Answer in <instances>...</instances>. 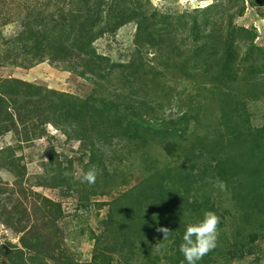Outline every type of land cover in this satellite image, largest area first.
I'll use <instances>...</instances> for the list:
<instances>
[{
    "label": "trees",
    "instance_id": "1",
    "mask_svg": "<svg viewBox=\"0 0 264 264\" xmlns=\"http://www.w3.org/2000/svg\"><path fill=\"white\" fill-rule=\"evenodd\" d=\"M168 3L0 0V67L47 61L89 85L77 94L0 76V138L12 133L17 143L0 145V170L14 177L0 178V264H81L62 244L61 204L24 186L18 151L48 126L78 141L80 159L101 170V183L84 189L81 199L126 186L98 204L107 211L86 264H186L179 252L185 226L205 210L220 217L219 237L198 264H235L249 255L259 261L264 124L252 123L248 102L264 100V46L255 27L236 20L249 7L264 20V0L183 9ZM13 21L16 29L6 36L2 28ZM129 23L135 32L127 60L98 50L97 39ZM172 107L176 112L165 114ZM47 159L39 185L71 190L66 172L73 160L54 148ZM134 160L140 176L129 185ZM159 227L170 234L163 237Z\"/></svg>",
    "mask_w": 264,
    "mask_h": 264
},
{
    "label": "rangeland",
    "instance_id": "2",
    "mask_svg": "<svg viewBox=\"0 0 264 264\" xmlns=\"http://www.w3.org/2000/svg\"><path fill=\"white\" fill-rule=\"evenodd\" d=\"M154 6L164 7L168 5V0H150ZM203 0H175L174 6L183 8H193L196 6L204 5ZM12 13H15L16 8L12 6L9 8ZM10 13V12H7ZM237 23L245 26H253L257 30L256 42L264 46V20L259 17L258 12L254 8H246L243 16L237 18ZM17 26V22L13 21L6 24L2 30L6 36L13 34ZM135 32V25L129 23L121 27L114 36H103L95 41L98 50L110 55L114 60H127L133 49V35ZM1 77H17L38 84H42L51 88L69 91L77 94H85L89 90V85L82 79L74 76L73 74L62 71L61 69L51 65L47 61L39 63L31 68H6L0 67ZM248 110L251 113L252 123L254 125L264 124V100L248 102ZM176 108L166 109L165 114L175 113ZM47 134L42 135L29 143H25L18 151V155L22 156L21 163L25 165L26 175L24 186H30L36 191L50 199L57 201L61 204L63 217L60 221L62 244L67 249L71 257L75 258L81 264L89 262L93 249L92 234L100 232V220L104 217L107 206H99L98 204L103 201H109L112 197L117 195L126 186H118L111 189L108 195L94 194L90 195L87 200L81 199L83 190H90L101 183L98 179L94 184L82 182V170L87 171L89 166H86V157L84 161L80 159L81 152L78 149V141H67L65 137L56 131L51 126H48ZM11 144L17 146L16 140L12 133H6L0 138V145ZM50 148H54L57 154H61V159H72L73 164L70 170H67L66 175L70 178L71 190H67L66 186L61 185L57 187L39 185L41 176L46 174L42 162H46L47 153ZM119 148V147H118ZM120 149V148H119ZM124 151L120 149L117 154L120 156ZM114 151L107 150V155H114ZM125 161H131L127 158ZM126 163V162H124ZM131 163V162H130ZM129 163V164H130ZM97 162L94 163L96 167ZM108 164V163H107ZM113 163L112 165H116ZM132 177L130 183L134 184L139 175V168L136 161H133ZM128 166H124L127 168ZM108 168H111L108 167ZM50 171V170H49ZM48 171V172H49ZM98 174L101 170L97 169ZM0 178L5 182H12L14 177L11 172L6 169L0 170ZM95 188V189H96ZM223 205L226 206L227 200H223ZM5 229V225L0 223V236ZM14 243L18 244L17 238L11 234H7ZM260 249H257L259 261L255 263L253 260L254 255H249L243 260L235 262V264H264V241L259 244ZM112 264H119L113 262ZM161 264H169L163 261Z\"/></svg>",
    "mask_w": 264,
    "mask_h": 264
},
{
    "label": "clouds",
    "instance_id": "3",
    "mask_svg": "<svg viewBox=\"0 0 264 264\" xmlns=\"http://www.w3.org/2000/svg\"><path fill=\"white\" fill-rule=\"evenodd\" d=\"M213 0H205V4H211ZM98 171L95 166L87 171L82 170V182L94 184ZM217 186L224 189L223 181H218ZM220 217L212 210H205L199 219L187 222L179 244V252L183 255L186 264H198L210 251L215 249L219 237ZM157 231L167 237L171 230L167 227H159ZM0 241V244H3Z\"/></svg>",
    "mask_w": 264,
    "mask_h": 264
}]
</instances>
